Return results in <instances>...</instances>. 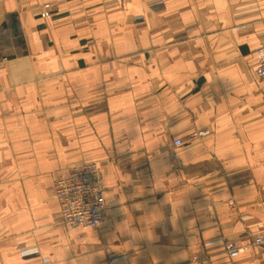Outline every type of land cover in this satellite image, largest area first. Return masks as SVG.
<instances>
[{
	"label": "crops",
	"instance_id": "crops-1",
	"mask_svg": "<svg viewBox=\"0 0 264 264\" xmlns=\"http://www.w3.org/2000/svg\"><path fill=\"white\" fill-rule=\"evenodd\" d=\"M258 48L264 0H0V264H264L222 248L264 231ZM86 163L107 211L71 228Z\"/></svg>",
	"mask_w": 264,
	"mask_h": 264
},
{
	"label": "built area",
	"instance_id": "built-area-1",
	"mask_svg": "<svg viewBox=\"0 0 264 264\" xmlns=\"http://www.w3.org/2000/svg\"><path fill=\"white\" fill-rule=\"evenodd\" d=\"M125 4L128 0H116ZM50 16V5L44 4L40 13L41 18ZM257 62L255 76L264 79V48L254 52ZM180 140L174 141V146H179ZM54 196L59 204L62 223L71 228H97L105 219L106 203L102 182L94 165L73 168L66 177L59 178L54 185ZM229 203L232 205L233 200ZM206 243L204 246H209ZM250 247L264 251V231L255 235L249 244L234 246L224 242V253L231 259L245 253Z\"/></svg>",
	"mask_w": 264,
	"mask_h": 264
},
{
	"label": "rangeland",
	"instance_id": "rangeland-1",
	"mask_svg": "<svg viewBox=\"0 0 264 264\" xmlns=\"http://www.w3.org/2000/svg\"><path fill=\"white\" fill-rule=\"evenodd\" d=\"M258 79H259V78H258ZM205 135H206V132H203V131H201V132H196V133H193V134H192L193 137H202V136H205ZM87 165H88V166H90V165H94V166L96 167V169H97L98 176H99V178H100L98 164H95V163H86V164H83V165H81V166H87ZM81 166H76V167H74V168H78V167H81ZM72 169H73V168H72ZM72 169H71V170H72ZM71 170H70V171H71ZM70 171H69V172H70ZM69 172H68V174H69ZM68 174H67V175H68ZM61 177H66V176H61ZM61 177H59V178H61ZM59 178H57V180H58ZM57 180H56V181H57ZM100 180H101V178H100ZM56 181L54 182V185H55ZM54 185H53V190H52V191H53V196H54ZM54 197H55V196H54ZM60 221L62 222V220H61V216H60ZM254 236H255V235H254ZM254 236H253V237H254ZM253 237H252V238H253ZM252 238H251V239H252Z\"/></svg>",
	"mask_w": 264,
	"mask_h": 264
}]
</instances>
